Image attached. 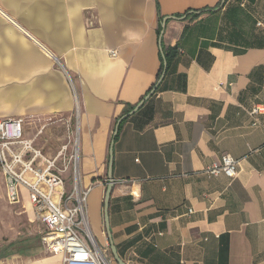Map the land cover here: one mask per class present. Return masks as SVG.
Returning <instances> with one entry per match:
<instances>
[{"label":"crops","instance_id":"0c3cea01","mask_svg":"<svg viewBox=\"0 0 264 264\" xmlns=\"http://www.w3.org/2000/svg\"><path fill=\"white\" fill-rule=\"evenodd\" d=\"M0 6V120L21 119L48 156L79 134L88 227L109 264H264V0ZM162 47L178 56L158 80ZM156 82L148 123L136 110L114 136ZM225 154L235 178L205 175ZM10 206L36 221L28 201ZM18 251L0 264H62Z\"/></svg>","mask_w":264,"mask_h":264},{"label":"built area","instance_id":"2783aa9c","mask_svg":"<svg viewBox=\"0 0 264 264\" xmlns=\"http://www.w3.org/2000/svg\"><path fill=\"white\" fill-rule=\"evenodd\" d=\"M110 55L115 57V53ZM254 112H258L255 110ZM48 156L23 134L21 119L0 120V172L7 204L23 206L26 194L35 220L42 226V242L62 264H109L94 243L86 213L88 190L80 182L79 134ZM238 162L230 155L206 168L209 177L235 178ZM87 241V242H86Z\"/></svg>","mask_w":264,"mask_h":264},{"label":"rangeland","instance_id":"374dc122","mask_svg":"<svg viewBox=\"0 0 264 264\" xmlns=\"http://www.w3.org/2000/svg\"><path fill=\"white\" fill-rule=\"evenodd\" d=\"M3 196L4 184L0 172V251L19 250L18 254L31 259L50 257L51 254L41 242V224L32 220L28 210L25 212L9 207ZM22 199L24 203L28 200L26 194L22 195Z\"/></svg>","mask_w":264,"mask_h":264},{"label":"trees","instance_id":"16d2710c","mask_svg":"<svg viewBox=\"0 0 264 264\" xmlns=\"http://www.w3.org/2000/svg\"><path fill=\"white\" fill-rule=\"evenodd\" d=\"M185 16H193V17H196L197 16V12L196 11H193L192 15L185 13L183 14ZM179 17V15L177 14L176 15V18ZM162 17H158V20L161 21ZM160 32V30H159ZM158 32V33H159ZM161 53V56H160V66H159V69H160V73L158 75V80H160L161 78H163V76L165 77L167 74L171 73L172 72V64L174 62V59L178 56V47H172V48H164L162 47V50L160 51ZM160 88V85L155 84V86H153V88H151L147 94L145 95V98L148 97V95H151L155 92H157ZM148 99V98H147ZM146 100H143V103L141 105V107L135 112L136 115H141L142 117H144V119L146 120V123H148V121L150 120V114H151V111L152 109L149 108V101ZM134 107L131 108V111ZM5 255V252L2 251L0 252V257Z\"/></svg>","mask_w":264,"mask_h":264},{"label":"water","instance_id":"95a60500","mask_svg":"<svg viewBox=\"0 0 264 264\" xmlns=\"http://www.w3.org/2000/svg\"><path fill=\"white\" fill-rule=\"evenodd\" d=\"M167 20V18H164L163 19V23H162V25H161V27L162 28H164V26H165V21ZM148 97H146V98H144L143 100H146ZM142 103H143V101L139 104V105H137L130 113H128V114H126V115H124V116H122V118L121 119H119L118 121H117V124H116V126H115V129H114V136H116V134H117V129H118V126H119V124L121 123V121L122 120H124L127 116H129V115H132V113H134L136 110H138L140 107H141V105H142ZM111 158V157H110ZM109 173H108V177H109V181H110V185L106 188V191H105V194H104V196H105V198H104V211H105V208H106V205H107V202H108V199H109V193H110V190H111V186H112V184H113V181H112V179H111V168H112V165H111V159H110V162H109ZM106 217V216H105ZM107 218V217H106ZM105 218V223H106V225H107V219ZM113 251H114V249H113ZM119 263H120V261H118Z\"/></svg>","mask_w":264,"mask_h":264}]
</instances>
